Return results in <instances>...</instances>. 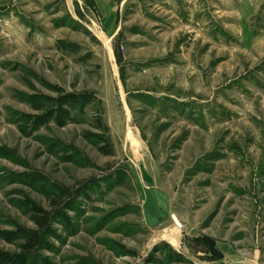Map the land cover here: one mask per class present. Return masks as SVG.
Returning a JSON list of instances; mask_svg holds the SVG:
<instances>
[{"label": "rangeland", "instance_id": "1", "mask_svg": "<svg viewBox=\"0 0 264 264\" xmlns=\"http://www.w3.org/2000/svg\"><path fill=\"white\" fill-rule=\"evenodd\" d=\"M217 1L0 0L12 264H264V0Z\"/></svg>", "mask_w": 264, "mask_h": 264}, {"label": "trees", "instance_id": "2", "mask_svg": "<svg viewBox=\"0 0 264 264\" xmlns=\"http://www.w3.org/2000/svg\"><path fill=\"white\" fill-rule=\"evenodd\" d=\"M28 213L29 219L37 228V231H41L44 228V225L47 220V213L44 212L41 208H39L35 204L28 203ZM36 231L25 230L23 228L16 227L12 231H0V238L6 243H12L14 240H21L24 242L21 245V248L24 252H27L33 246H35L36 242ZM16 256L7 255L6 253L0 252V263L2 264H12L15 262Z\"/></svg>", "mask_w": 264, "mask_h": 264}, {"label": "crops", "instance_id": "3", "mask_svg": "<svg viewBox=\"0 0 264 264\" xmlns=\"http://www.w3.org/2000/svg\"><path fill=\"white\" fill-rule=\"evenodd\" d=\"M117 1L119 2V0H106V3L109 5V7H106V9L105 8H103V10L101 11V9L99 10V12H100V14L102 15V18L103 19H111L112 17H114L115 16V11H116V6H115V4L117 3ZM220 1H222V0H219V2ZM224 2H227V8H232V6H233V4H236V2H235V0H223ZM216 2H218L217 0H216ZM240 2H243L242 4H244V5H247L248 6V4H250V3H248L247 1H242V0H240ZM251 6V5H250Z\"/></svg>", "mask_w": 264, "mask_h": 264}]
</instances>
